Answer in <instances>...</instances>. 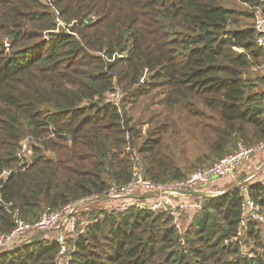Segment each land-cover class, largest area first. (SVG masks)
I'll list each match as a JSON object with an SVG mask.
<instances>
[{"label": "trees", "instance_id": "trees-1", "mask_svg": "<svg viewBox=\"0 0 264 264\" xmlns=\"http://www.w3.org/2000/svg\"><path fill=\"white\" fill-rule=\"evenodd\" d=\"M242 3L257 0H0V177L11 171L0 178L4 205L34 223L126 186L135 156L149 180L167 184L222 159L238 143L264 142V89L248 79L264 65V51ZM116 92L119 106L108 98ZM150 98L161 99V115L147 117L148 109L135 119L130 113ZM184 136L200 152L191 165L178 163L175 152ZM25 139L33 154L22 167L17 155ZM241 195L230 188L206 198L183 236L167 215L131 210L99 219L93 210L89 219L97 221L74 240L76 258L82 264H264L224 244L238 229ZM249 195L264 207L263 183L250 185ZM4 205L0 236L15 228ZM257 228L249 224V238L264 248ZM59 250L35 238L0 254V264H56Z\"/></svg>", "mask_w": 264, "mask_h": 264}, {"label": "built area", "instance_id": "built-area-1", "mask_svg": "<svg viewBox=\"0 0 264 264\" xmlns=\"http://www.w3.org/2000/svg\"><path fill=\"white\" fill-rule=\"evenodd\" d=\"M42 1L49 5L52 3V0ZM242 5L252 16L256 31L255 43L264 51V0H257L253 6L245 3ZM58 26L64 28L65 24L58 19ZM261 68L264 69V65ZM261 68H254L253 71ZM108 98L117 106L122 100L119 92L109 94ZM127 151H130V148ZM32 154V141L25 139L21 142L17 155L22 167L23 165L26 167ZM262 155H264V142L254 147L238 143L234 151L222 159L197 169L182 180L167 184H155L149 180L144 174L139 158L135 156L133 178L126 186H113L104 196L85 198L68 204L59 211L46 212L34 223L22 220L18 211L10 209L11 204L4 205L0 197V208L4 205L15 219V228L10 233L0 236V254L14 252L30 244L33 239L41 238L60 246L56 264H82L76 258L74 239L85 233L89 225L97 221L96 218L89 219V213L93 210L85 209L88 203L105 205L100 211L99 219L105 215H121L131 210L167 215L172 219L173 226L180 236H183L188 225L202 213L204 200L224 194L212 190L215 182L226 177H235L253 158ZM10 174L11 171H6L0 178H6ZM253 178L254 176H251L245 181H237L233 187L242 190V214L238 229L230 239L225 240L224 244L237 245L244 258L264 263V248L255 247L248 235L249 224L255 223L264 237V207L251 199L250 185H246V182ZM42 234L47 236L37 237ZM247 241L250 247L247 246ZM181 243L184 245V238H181Z\"/></svg>", "mask_w": 264, "mask_h": 264}, {"label": "rangeland", "instance_id": "rangeland-1", "mask_svg": "<svg viewBox=\"0 0 264 264\" xmlns=\"http://www.w3.org/2000/svg\"><path fill=\"white\" fill-rule=\"evenodd\" d=\"M248 79L251 80L253 82L254 85H256L258 88L257 89H264V69L261 68L257 71H251L250 72V75H248ZM159 97V96H158ZM160 98H155V100H153L152 98L150 99H147V102L146 103H143L141 104L140 106H138L137 109H135V112L134 113H130L135 119L139 118L142 114H144L143 112L144 111H150V113L147 114V117L149 115H161V112H162V107L159 106V103H160ZM154 104L153 106H151V108H147V105H152ZM147 111V112H148ZM133 112V111H131ZM175 120L178 121V117L175 116ZM163 122V120H162ZM160 122V123H162ZM171 123V122H169ZM178 128L180 130H182V132L184 131L183 129V125L181 124L180 120L178 121V124H177ZM148 130V125H146L144 128H143V134H146ZM184 143L183 146H181V148H178L176 147L175 148V152L176 154L178 155L179 159L178 160V163L180 162L181 165H191L194 163L197 155L200 153L198 148H196V146L194 145V142L190 140V138L188 136H184V138L181 140V143ZM186 148V151H184V148ZM233 183V179L232 177H226V178H223L221 179L219 182H218V185L219 186H222L223 188H226L228 186H230L231 184ZM235 185V184H234ZM234 187V186H233ZM233 187H230V188H233ZM229 188V189H230ZM228 189V190H229ZM105 205H103V203H88V205H86L85 209H89V210H94L96 212H100L102 208H104ZM85 221L87 220V218L84 219ZM186 225V223H185ZM41 236H47L46 234H42V235H39L37 237H41ZM50 235H48L49 237Z\"/></svg>", "mask_w": 264, "mask_h": 264}, {"label": "crops", "instance_id": "crops-1", "mask_svg": "<svg viewBox=\"0 0 264 264\" xmlns=\"http://www.w3.org/2000/svg\"><path fill=\"white\" fill-rule=\"evenodd\" d=\"M251 176H254L253 179L246 182V185H252L255 183H263L264 184V155L253 158L245 167L239 171V173L233 177V183L223 188L218 185V182L221 180H217L213 185V191L216 193H225L230 187H233L237 181H245Z\"/></svg>", "mask_w": 264, "mask_h": 264}, {"label": "bare ground", "instance_id": "bare-ground-1", "mask_svg": "<svg viewBox=\"0 0 264 264\" xmlns=\"http://www.w3.org/2000/svg\"><path fill=\"white\" fill-rule=\"evenodd\" d=\"M100 213H101V212H100ZM97 214L99 215V211H98V213H96V215H97ZM90 219H91V218H90ZM83 234H84V233H83ZM74 240H75V239H74ZM76 250H77V249H76Z\"/></svg>", "mask_w": 264, "mask_h": 264}]
</instances>
